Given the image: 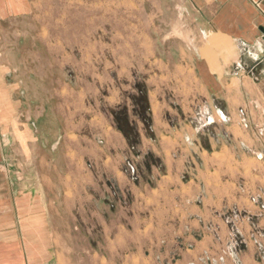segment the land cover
Wrapping results in <instances>:
<instances>
[{
	"label": "rangeland",
	"instance_id": "1",
	"mask_svg": "<svg viewBox=\"0 0 264 264\" xmlns=\"http://www.w3.org/2000/svg\"><path fill=\"white\" fill-rule=\"evenodd\" d=\"M180 2L37 0L23 179L54 204L61 264H245L250 249L264 264L261 128L214 121L191 92L204 36ZM207 188L221 205L189 217Z\"/></svg>",
	"mask_w": 264,
	"mask_h": 264
},
{
	"label": "crops",
	"instance_id": "2",
	"mask_svg": "<svg viewBox=\"0 0 264 264\" xmlns=\"http://www.w3.org/2000/svg\"><path fill=\"white\" fill-rule=\"evenodd\" d=\"M180 4V13L191 16L188 23L204 36L190 65L197 84L191 92L204 96L214 121L217 115L230 126L242 124L252 135L261 128L264 140V0ZM36 8L37 0H0V264H61L54 204L43 188L23 179V75L29 62L23 31ZM213 190L199 193L189 217L212 216L221 205ZM250 255L251 249L242 253L245 264H254ZM191 258L185 252V261Z\"/></svg>",
	"mask_w": 264,
	"mask_h": 264
},
{
	"label": "trees",
	"instance_id": "3",
	"mask_svg": "<svg viewBox=\"0 0 264 264\" xmlns=\"http://www.w3.org/2000/svg\"><path fill=\"white\" fill-rule=\"evenodd\" d=\"M116 119L119 120V119H121V118H119L118 115H117V116H116ZM125 125H127V124H126V122L124 121V123H121V122H120V124H119L117 127H118V129H119L120 131H122L125 135H127V126H125Z\"/></svg>",
	"mask_w": 264,
	"mask_h": 264
}]
</instances>
